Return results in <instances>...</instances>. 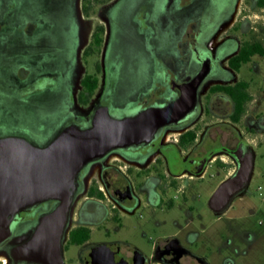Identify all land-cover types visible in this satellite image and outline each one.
I'll return each instance as SVG.
<instances>
[{
    "label": "flooded vegetation",
    "instance_id": "flooded-vegetation-1",
    "mask_svg": "<svg viewBox=\"0 0 264 264\" xmlns=\"http://www.w3.org/2000/svg\"><path fill=\"white\" fill-rule=\"evenodd\" d=\"M173 6L170 12L182 26L172 39L168 15L160 27L153 24L151 7L134 8V34L144 40L153 66L134 96H117L123 62H101L111 43V29L102 19L99 51L85 54L97 25L82 47L84 59L98 57L94 70L82 77L96 76L95 90L102 78L97 106L126 113L177 102L181 86L201 73L194 110L161 127L151 140L111 149L81 169L53 261L19 258L14 250L58 201L20 209L12 234L0 243V264H264V186L249 187L248 178L238 192L215 196L250 157L253 165L252 147L264 144V0H174ZM254 9L263 13L251 15ZM167 40H174L176 60L158 53ZM115 56L122 58L119 52ZM68 57L19 68L15 93L22 98L50 89L48 102L72 101L64 72ZM33 68L38 72L29 76ZM254 73H263L262 78ZM82 77L76 98L87 104L94 92L88 101L80 100ZM57 125L39 124L36 134L25 127L28 134L19 135L42 145ZM45 230L42 244L51 248L55 224Z\"/></svg>",
    "mask_w": 264,
    "mask_h": 264
},
{
    "label": "rangeland",
    "instance_id": "rangeland-1",
    "mask_svg": "<svg viewBox=\"0 0 264 264\" xmlns=\"http://www.w3.org/2000/svg\"><path fill=\"white\" fill-rule=\"evenodd\" d=\"M173 1L110 0L103 4L90 3L92 9L86 16L82 13V0H0V133L19 134L24 131L28 134L24 130L26 127L36 134L34 127L39 124L55 127L58 123L56 127H59L67 118L83 119L94 111L104 88L102 78L87 104L78 102L76 96L80 78L85 72H92L93 63L98 60L96 55L84 59L81 50L101 19L111 29V43L106 55L102 54L101 62L104 65L123 62L122 77L116 87L117 96L122 98L129 93L134 96L136 87L146 82L153 71L152 57L144 40L134 34V8L137 6L143 11L151 7L155 13L153 24L160 27L168 15V34L171 33L172 39L182 26L178 16L170 12L175 8L172 7ZM253 13L263 12L254 9L250 11L251 15ZM172 41L167 40L168 45L161 46L158 53L163 58L176 60ZM118 52L121 59L115 56ZM66 55L70 57L64 72L73 87L72 101L48 102L52 95L50 89L28 93L22 98L15 93V86L21 80L19 72H16L19 68L38 61L43 63L47 58L65 59ZM37 72L38 69L33 68L28 74L33 76ZM262 74L254 73L253 77L260 80ZM253 138L257 142L260 139L254 135ZM252 149L254 160L248 184L249 187L264 186V144Z\"/></svg>",
    "mask_w": 264,
    "mask_h": 264
},
{
    "label": "water",
    "instance_id": "water-1",
    "mask_svg": "<svg viewBox=\"0 0 264 264\" xmlns=\"http://www.w3.org/2000/svg\"><path fill=\"white\" fill-rule=\"evenodd\" d=\"M203 77L198 73L183 84L182 96L172 104L159 103L126 113L99 105L87 119L64 122L42 145L19 134L0 135V243L12 234L20 209L58 201L31 238L14 250L19 258L53 261L52 252H56L81 169L111 149L138 146L151 140L161 127L194 110ZM251 168L252 157L220 185L215 196L241 190L247 184ZM53 224L55 248H49L42 243L47 237L45 227Z\"/></svg>",
    "mask_w": 264,
    "mask_h": 264
},
{
    "label": "trees",
    "instance_id": "trees-1",
    "mask_svg": "<svg viewBox=\"0 0 264 264\" xmlns=\"http://www.w3.org/2000/svg\"><path fill=\"white\" fill-rule=\"evenodd\" d=\"M106 0H82V9L86 15L90 14L92 7L89 5L90 3H102ZM103 41V27L101 25H97L93 31L92 38L90 44L85 50V54L90 52L99 51L100 46ZM98 79L96 76L90 73H86L81 79L82 89L79 94V98L82 102L88 101L89 97L93 94L95 88L97 87Z\"/></svg>",
    "mask_w": 264,
    "mask_h": 264
}]
</instances>
